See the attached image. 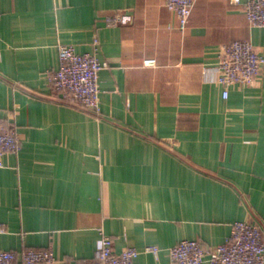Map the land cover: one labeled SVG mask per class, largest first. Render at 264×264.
Segmentation results:
<instances>
[{"label": "crops", "instance_id": "1", "mask_svg": "<svg viewBox=\"0 0 264 264\" xmlns=\"http://www.w3.org/2000/svg\"><path fill=\"white\" fill-rule=\"evenodd\" d=\"M95 38L98 114L47 80L58 44L87 53ZM235 40L264 53V28L228 0H195L184 31L165 0H0V118L21 138L0 158V250L80 264L103 233L139 251L133 264H171L183 239L213 247L243 220L264 230V66L226 98L214 70Z\"/></svg>", "mask_w": 264, "mask_h": 264}, {"label": "built area", "instance_id": "2", "mask_svg": "<svg viewBox=\"0 0 264 264\" xmlns=\"http://www.w3.org/2000/svg\"><path fill=\"white\" fill-rule=\"evenodd\" d=\"M230 5H242L250 26L264 28V0H228ZM195 0H165L173 11L178 29L184 31ZM112 21V19H109ZM59 65L49 70L47 80L60 101L85 111L99 113L98 74L107 63L99 58L100 43L92 42V51L77 53L72 45L58 44ZM145 64L154 66L153 59ZM264 66V53L258 52L250 41L235 40L222 45L214 70L217 82L223 87V97L232 84L251 85L260 79ZM21 138L12 120L0 118V158L20 148ZM1 165V162H0ZM158 247H147L145 252L156 255ZM139 251L124 247L117 252L111 237L101 233L95 257L80 264H133ZM171 264H264V230L259 223L247 220L231 225L227 239L216 246L204 247L196 240L183 239L168 249ZM56 256L50 247L27 248L20 252L0 250V264H54Z\"/></svg>", "mask_w": 264, "mask_h": 264}]
</instances>
